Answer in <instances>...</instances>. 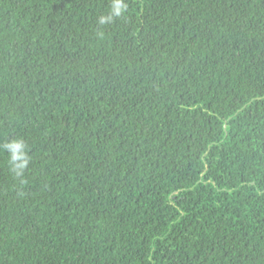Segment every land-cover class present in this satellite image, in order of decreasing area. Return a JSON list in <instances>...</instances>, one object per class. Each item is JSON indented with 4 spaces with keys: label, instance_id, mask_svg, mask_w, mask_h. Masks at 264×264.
Instances as JSON below:
<instances>
[{
    "label": "trees",
    "instance_id": "trees-1",
    "mask_svg": "<svg viewBox=\"0 0 264 264\" xmlns=\"http://www.w3.org/2000/svg\"><path fill=\"white\" fill-rule=\"evenodd\" d=\"M122 3L0 0V264H264V0Z\"/></svg>",
    "mask_w": 264,
    "mask_h": 264
},
{
    "label": "clouds",
    "instance_id": "clouds-1",
    "mask_svg": "<svg viewBox=\"0 0 264 264\" xmlns=\"http://www.w3.org/2000/svg\"><path fill=\"white\" fill-rule=\"evenodd\" d=\"M123 7L124 6L122 3V0H112L111 15L108 17H101L99 22L101 24L110 23L113 16L118 17L121 15ZM17 148H22V145L17 144V145L11 146L13 161H15L17 159L20 160V163L18 165H16L14 168L15 174L17 176H20L22 174V171H23L27 161L25 160L24 154L22 151L19 153V155L16 154L15 149H17Z\"/></svg>",
    "mask_w": 264,
    "mask_h": 264
}]
</instances>
